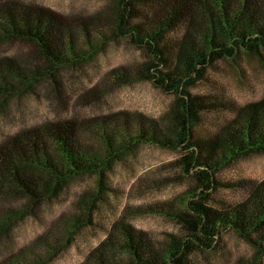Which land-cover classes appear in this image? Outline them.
<instances>
[{"label":"trees","instance_id":"16d2710c","mask_svg":"<svg viewBox=\"0 0 264 264\" xmlns=\"http://www.w3.org/2000/svg\"><path fill=\"white\" fill-rule=\"evenodd\" d=\"M143 1L118 0L122 13L113 21H106L103 16L74 20L43 7L17 2L0 6V45L18 39L31 40L40 55L58 67L79 65L92 58L98 48L93 47L96 36L102 39L103 45L109 34L113 37L133 34L148 47L154 59L121 70L114 79L128 83L137 75L152 79L166 91L177 94L166 123L132 113H129L132 116L120 113L114 119L85 121L84 127L98 140L97 147L83 140L73 121L47 123L0 144V228L9 231L14 221L36 211L44 200L57 196L71 178L83 173L98 176L97 196H103L113 160L121 158L138 143L148 142L182 148L186 152L180 164L184 172L195 178L196 184L195 189L183 197L186 211L177 214L183 233L179 237L156 240L136 230L125 218H119L82 264H193L189 259L193 246L212 249L223 232L231 229L262 252L264 179L249 183L250 196L236 207L218 208L209 202V195L219 184L218 171L240 156L264 151V99L243 106L237 119L207 148L197 140L196 127L208 98L192 96L190 88L218 58H234L240 50L262 57L264 0H159L167 5L156 11V15L150 18L139 13L150 29L146 35L137 37L134 33L137 26L133 24L137 18L134 2ZM184 27L182 38L178 34L177 38L170 35L172 42L165 41L172 30L180 32ZM76 37L80 47L72 57ZM83 37L85 42L81 41ZM163 47L172 51L171 59L163 53ZM13 61H0V95L19 91L27 81L31 83L42 77L36 70L29 79L22 65L30 68V62L25 65ZM174 61L176 67L164 72L165 65L170 66ZM48 74L54 75V72ZM132 125L137 129L134 135L129 132ZM205 149L207 158L213 152L210 160L203 159ZM18 199L23 201L19 207L8 203ZM95 199L96 196L91 201L83 199L76 203L79 213L68 216L61 234H69L81 224L92 222ZM49 237L43 238L45 242L41 239L40 245L44 242L48 249H59L62 236H57L55 241ZM31 254L30 261L21 252L6 264H40L44 260L36 250Z\"/></svg>","mask_w":264,"mask_h":264},{"label":"rangeland","instance_id":"374dc122","mask_svg":"<svg viewBox=\"0 0 264 264\" xmlns=\"http://www.w3.org/2000/svg\"><path fill=\"white\" fill-rule=\"evenodd\" d=\"M12 2L43 7L74 20L103 16L106 21H113L122 13L118 0H0V6ZM134 4L137 6L134 33L141 37L147 34L150 25L145 24L139 13L151 18L167 3L145 0ZM172 31L165 36V41L172 42L170 35L176 37L178 34L182 38L186 27L180 32ZM81 41L85 42L84 37ZM94 43L93 47L98 48L92 58L79 65L58 67L42 57L31 40L18 39L0 45V61L14 60L25 65L30 62V68L22 65L28 78L31 79L36 70L42 76L31 83L27 81L28 84L19 91L0 95V144L18 133L47 123L73 121L83 140L97 147L98 140L84 127L85 121L114 119L120 113H132L167 122L177 100L176 93L166 91L152 79L137 75L128 83H118L114 79L121 70L152 61L154 56L148 47L137 41L133 34L117 37L109 34L103 45L102 39L96 36ZM78 47L76 37L72 57L78 53ZM162 50L171 59L172 51L164 47ZM175 63L165 65L163 71L172 70ZM49 71L55 76L49 75ZM190 92L192 96L208 98L196 127V137L209 148L237 119L243 106L264 99V52L259 57L240 50L234 58L214 60L204 76L191 86ZM136 130L132 125L129 132L134 135ZM185 155L182 148L138 143L121 158L113 160L107 173L108 188L100 197L97 196L96 174L83 173L71 178L57 196L44 200L36 211L14 221L9 231L0 228V264H6L13 255L21 252L30 261L32 250L43 256L40 264L85 263L119 218H125L136 230L144 231L156 240L181 236L184 229L177 214L186 211L183 197L193 191L196 184L195 178L184 172L180 164ZM205 155H208L206 149L203 159L210 160L213 152L210 158ZM216 177L219 184L210 191L209 202L222 209L240 205L252 192L249 183L264 179V151L238 157L218 171ZM94 196L96 205L92 222L81 224L69 234H61L70 215L79 213L76 203L83 199L91 201ZM8 203L19 207L23 201L18 199ZM57 236H62L60 248L48 249L43 238L55 241ZM41 239L43 245L39 243ZM190 252L189 259L193 264H264V250L259 252L232 229L223 232L214 248L204 250L193 246Z\"/></svg>","mask_w":264,"mask_h":264}]
</instances>
